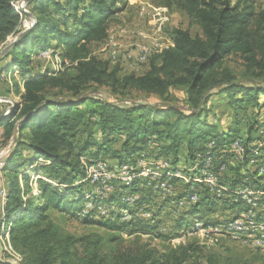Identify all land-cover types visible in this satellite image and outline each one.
<instances>
[{
	"label": "trees",
	"instance_id": "trees-1",
	"mask_svg": "<svg viewBox=\"0 0 264 264\" xmlns=\"http://www.w3.org/2000/svg\"><path fill=\"white\" fill-rule=\"evenodd\" d=\"M13 1L0 0V47L22 28V15L13 7ZM171 3L200 32L191 34L188 29L172 28V45L152 54L148 68L135 74L124 72L120 63L110 65L91 49V45L106 40L112 22L120 21L128 5L126 0L29 2L35 25L4 55L8 65L20 72L23 91L15 81L14 94L20 100L0 120L4 126L0 149L12 141V151L2 164L7 180L2 221L11 223L10 245L20 255L19 264H222L217 253H204L196 239L177 246L163 245L161 249L145 243L132 244L116 249L111 256L100 254L96 250L99 241L88 242L83 237L63 233L48 213L79 218L83 197L78 195L89 188V182L82 181L86 165L81 158L103 159L100 153H109L120 166L149 157L141 152L152 156L151 159L172 158L175 165L181 149L193 159L195 154L207 152L206 146L212 141L214 145L206 160L212 157L214 171L225 163L219 180L227 190L216 197L205 184L188 183L185 193L195 191L198 197L185 210L191 216L200 211L214 215L225 209L239 213L246 205L235 199L233 189L252 183L264 188V183L258 184L264 179V174L258 172L260 156L252 154L257 166L250 171L247 168L250 157L238 160L234 153L227 152L231 143L241 140L242 155H249L254 140L264 141V136H258V130L264 126L258 120L264 105L260 99L264 97V86L238 83L226 64L230 57H239L247 74L264 84V9H256L253 0H167L166 5ZM49 42L61 50V65L67 62L70 65L57 73H31L33 53L51 45ZM100 88L105 89V97L91 93ZM211 90L227 94V103L235 112L252 107L254 113L245 133L220 126L214 112L208 119V102L215 96ZM176 91L183 94L184 109L174 103L178 99ZM148 96L156 101H146ZM20 158L23 159L19 161ZM36 158L47 162L36 168L43 178L36 179L39 192L32 193L28 174L19 170L34 165ZM177 180L171 177L169 184ZM51 182L63 185L64 189L58 190ZM124 188L134 194L143 191L145 194L134 199V206L112 196L105 201L116 202L119 209L128 208L130 220H122L114 211L103 217L96 208L90 209L81 220L126 230L128 235L148 234L162 241L181 237L183 222L176 220V228L162 231L159 215L153 214L150 219L135 216L134 209L139 206L154 212L148 206L152 198L150 188L145 191L136 182ZM214 223L213 218L207 217L203 225L210 228ZM118 240L114 235L109 241ZM78 246L83 254L76 250ZM0 264L12 263L0 258Z\"/></svg>",
	"mask_w": 264,
	"mask_h": 264
},
{
	"label": "rangeland",
	"instance_id": "rangeland-1",
	"mask_svg": "<svg viewBox=\"0 0 264 264\" xmlns=\"http://www.w3.org/2000/svg\"><path fill=\"white\" fill-rule=\"evenodd\" d=\"M126 1L128 5L121 15L122 18L120 21L118 20L111 23L106 40L101 43L91 45L92 52L95 56L104 60H108L110 65L120 63L124 72H134L135 74L143 73L148 68V58L152 54L158 53L172 45L170 37V31L172 28L178 27L182 29H188L191 34L200 32L195 24H191L185 13L179 10L174 4L171 3L170 6L166 5L167 0ZM235 1L236 0H233V2ZM24 2L25 0L13 1V7L22 15V28L20 31L31 24L30 18L20 11L22 5L25 4ZM253 3L256 9H264V0H253ZM28 4H25L24 6L26 10H29ZM15 36L16 34L8 37L4 45L7 42L13 40ZM50 44L51 45H48L43 50L33 53L32 69L30 70L31 73H57L58 71H62L70 65L67 64V61L65 66L61 65V50L56 49V47L52 45L55 43L51 42ZM2 47L3 46H1L0 49ZM5 54L6 53L0 56V98H9L13 102H19L20 99L18 95L14 94V85L15 81L18 82L20 84V91H23L21 84V74L15 66L8 65L9 61L4 56ZM226 64L236 76L238 83L246 86H264V84L260 83L259 80L255 78V76H252L250 73L247 74L243 61L239 57H230ZM69 70L72 69L68 68V71ZM218 91L219 90L213 91L215 96L211 97L210 101L208 102V119L212 118L211 113L214 112L220 119V126L228 128L230 131H235L238 129L237 131L239 134L245 133L247 127L251 124L250 119L254 113V110L249 106L247 108L245 107L238 109L235 112L231 105L227 103V94L223 93L222 91ZM91 93H94L96 96H106V91L104 88H100L97 92L93 91ZM239 95L240 94L237 93V97ZM175 96L178 99L174 103L184 109L185 107L182 101L183 94L179 91H176ZM126 99L129 100V98ZM260 99L264 104V97L260 96ZM145 100L148 102L156 101L153 96H148V98H145ZM2 103L3 101H0V104ZM11 105V102H6L3 106L1 105L0 113ZM258 120L259 123L264 122V105L260 109ZM3 127V125H0V128ZM260 131L261 132H258V136H264V126L260 127ZM257 141H259V139L256 140V142ZM213 145V142L210 141L206 146L207 152L204 154L197 153L194 155L193 159L187 157L185 149H181L178 153L177 161L174 162L175 165L172 164V158L151 159L152 156L144 152L139 154H145L149 157H139V159L136 161V164H126L123 166L117 165L118 161L116 159L110 158L109 153H100V156L103 157V159H94L91 157L81 158L84 166L86 165V177L82 181H88L90 185L88 184L89 188L86 187L87 190L84 189L83 193L78 195L83 197L81 201L82 203L80 204L82 207L78 213L79 218L72 217L71 215H69V218H64L51 211L48 213L63 233L70 234L78 239L83 237L87 239L86 241L88 242L99 241V246H96V250L98 248L100 250V254L108 256H111V254L115 252L116 249L122 250L123 248H126L132 244L145 243L150 244L153 248L161 249L163 245L177 246L180 243H187V241L196 239L197 242L203 247L202 250L204 253H217L221 257L222 264H226L227 262H231L233 264H264V251L260 250V246H257V242L258 244L260 243V245L262 244V240L260 238L258 239V236L259 234H263V231L261 232L258 230H252V232L254 231L253 235L247 233L246 231L238 234V237H242V234H245L247 241L244 239L233 240L227 234L221 232L205 233L203 231V229L206 227L203 225V222L204 219H207V217L213 218L215 222L214 224H211L210 227H215L229 219L231 220L236 217L239 218L238 216L243 215L244 213L246 217L249 215L250 218L253 219V216L255 215L256 219L260 218V220L264 222V205L254 206L262 205V193L260 191L264 188H257V185L252 183L249 187L233 189V191L237 193L234 194L236 197L235 199L237 200L239 198L246 205V208L239 213H235L229 209L222 210V213H215L214 215L211 213L205 214L203 211H200L197 215H195L203 217L201 220L196 216L189 215L185 211L191 205L189 199L197 200L198 198L195 191L194 193H185L189 189V187L186 185L190 182L201 184L205 183L199 182L198 180H200L199 174H202L200 173L202 172L200 170H206L207 168L205 165L207 163L209 164L208 170L211 169V171H214V164H212L210 160H206V157L211 154L209 149H211ZM91 149L94 151L96 148ZM11 151L12 141H10L7 150L4 152V155L0 156V181H4L3 185L5 188L7 180L3 175L2 164ZM227 152H231L230 147L229 151ZM139 154L136 155V157L139 156ZM22 159L23 158H20L19 161ZM257 160L260 161V159ZM87 161L90 163L87 164ZM252 161H254V158ZM262 161H264V159ZM45 162H47L45 159L36 158L33 163L34 165H31L30 167L24 166L19 170V172L22 171L28 174V185L32 193L39 192L37 190L38 186L36 179L40 177L43 178V175L41 173L37 174L38 172L36 168H38L39 164ZM92 163L95 165L91 166ZM256 166L257 165H255V163L249 162L247 168L251 171V169ZM99 167L104 169L107 168V171L109 170L108 172L110 174H101L99 177H94V170H96L97 173H100ZM34 168L35 170L32 171ZM216 171H219L218 168ZM171 177L178 179L172 185L168 184ZM219 178L220 177L214 179V182L225 188L226 191V187L220 183ZM133 182H136L138 187L146 189L145 191H147V188H150V194L152 195V198L151 201H148V206L154 209L153 212L139 206L138 208L134 209L135 216L150 219L153 214H155V216L159 215L162 219V224L159 226V230L162 231H166L168 228H176V220L183 222L184 226H182L180 230L184 233L181 234V237L172 238L168 241H162L161 239L153 238L148 234L133 233L132 235H128L126 230L110 229L106 227L104 228L95 222L81 220L90 209L94 208H96L99 214L103 217L108 216L110 211H114L115 213L122 216V220H130L131 215L128 208L124 209L121 207L119 209L116 202H106L105 200L111 196L114 198L117 197L122 202H126L127 206H134V199H136L138 196H142L145 194V192L143 191L139 192V194H134L128 189L124 188ZM51 183L58 190L62 191L64 189L63 185L56 184L54 182ZM109 183L111 185L104 193H94L98 192L97 186L105 187ZM262 183H264V179L260 180L258 184L262 185ZM205 185L209 187L210 190H216V188H211L208 183ZM193 188L194 187L192 186L190 190ZM190 190L188 192H190ZM225 191H220L222 192L220 196ZM215 193L218 194V192H214V194ZM194 195H196V197ZM178 196L181 197L179 200L177 198L174 199ZM5 200L6 189L4 204ZM158 206H160L161 210H158ZM253 208L255 210H253ZM249 210H252L253 212H248ZM2 211L3 210L0 209V258L9 261L12 264H19L21 260L20 255L10 245L11 223H4V221H2L4 218V212L2 214ZM93 220H96V218ZM186 224H188V227L185 226ZM244 225L245 224H243L242 227L247 230ZM114 235H116L120 241L118 240V242L111 243L109 240ZM90 245L91 249L94 248L93 244ZM76 250L83 254L81 247H76Z\"/></svg>",
	"mask_w": 264,
	"mask_h": 264
},
{
	"label": "built area",
	"instance_id": "built-area-1",
	"mask_svg": "<svg viewBox=\"0 0 264 264\" xmlns=\"http://www.w3.org/2000/svg\"><path fill=\"white\" fill-rule=\"evenodd\" d=\"M258 132H261L260 129L258 130ZM4 134V127L3 128H0V138L2 137V135ZM9 143H10V140L0 149V156L1 155H4V152L5 150H7L8 146H9ZM242 148L243 145H242V142L241 140H239L238 142L236 143H231L230 145V149H231V152L234 153V158L238 159V160H242L246 157H250L249 158V162H255V161H252V154H260V162H259V165H258V172L260 174H264L263 173V166H264V161H262L264 158V154H263V150H264V141L263 142H256L255 140L252 142V146H251V149H250V152H249V155H242ZM210 162H212V157L209 159ZM92 165H95V164H91ZM100 169V173H97L96 170H94V177H99L101 174H110L108 171H107V168L104 169L102 167H99ZM226 169V166L224 168H222L221 170L219 171H212V177H220L219 175H221V172H223L224 170ZM202 171H211V169L209 170H202ZM207 179L209 178H205V183L204 184H207ZM168 183V182H167ZM4 184V181H0V209L3 210V207H4V198H5V186L3 185ZM169 184V183H168ZM111 184L109 183V185H106L105 187H98L97 186V191L98 192H94V193H104L108 187L110 186ZM171 185V184H170ZM212 192H220L218 190H211ZM262 193V205H254V206H263L264 205V189L260 191ZM196 200L194 199H189V202L192 203V202H195ZM2 214H3V211H2ZM236 225H239V224H245L244 223V215H241L239 216V222H233ZM254 228V230H261L263 231V237H264V226L262 227H252ZM215 231H224V229H214ZM226 234H228L226 232ZM239 239H245L246 240V236L244 234H242V237H238ZM247 241V240H246ZM249 243V242H247ZM257 246H260V243L258 244L257 242Z\"/></svg>",
	"mask_w": 264,
	"mask_h": 264
},
{
	"label": "bare ground",
	"instance_id": "bare-ground-1",
	"mask_svg": "<svg viewBox=\"0 0 264 264\" xmlns=\"http://www.w3.org/2000/svg\"><path fill=\"white\" fill-rule=\"evenodd\" d=\"M259 142H263V141H259ZM254 156H260L259 154H254ZM253 156V157H254ZM205 167L207 168L206 170H208V167H209V164L207 163L206 165H205ZM225 167V164H221L219 167H218V170H221L222 168H224ZM148 169V168H147ZM204 170V169H203ZM200 171H202V170H200ZM263 171H264V168H263ZM200 173H202V174H199L200 175V180H198L199 182H205V178H209V179H207V183L211 186V188H216V190H218V191H225V188H223L222 186H220L219 184H216L215 182H214V179H216L217 177H212V174H209V173H212V171L210 172V171H202V172H200ZM198 175V176H199ZM130 179V178H129ZM194 179V178H193ZM125 180V179H124ZM158 180V179H157ZM2 181V180H1ZM156 183V182H155ZM109 185V184H108ZM252 190H254V189H252ZM251 190V191H252ZM262 190V189H261ZM248 191H249V189H248ZM214 193V192H213ZM222 192H218V194L217 193H215L216 194V196L218 197V196H220V194H221ZM237 194V193H235L234 191L232 192V194ZM244 193V192H243ZM242 194V193H241ZM254 194V193H253ZM258 195V194H257ZM195 197H196V195H194ZM242 196V195H241ZM252 197V196H251ZM255 197V196H254ZM260 198V197H259ZM262 198V197H261ZM242 199H244V198H242ZM250 199V198H249ZM251 200H253V199H251ZM245 201H246V199H245ZM247 203V202H246ZM250 204V203H249ZM252 205V204H251ZM250 205V206H251ZM250 209V208H249ZM253 210H255L254 208H253ZM252 210H249L248 212H251ZM246 212V211H245ZM253 212V211H252ZM245 214V213H244ZM243 214V215H244ZM248 214V213H247ZM238 215V214H237ZM241 216V215H240ZM239 217V216H238ZM254 218H255V215L253 216ZM233 218V217H232ZM252 219V218H250V216L248 215L247 217L244 215V221H245V225H244V227H246L247 228V230H245L243 227H242V225L243 224H239V225H236L235 226V224L233 223V222H239V218H233V219H229L228 221H226L224 224H221V225H218L217 227H210V228H201V229H203V231L205 232V233H213V232H221V233H224V234H226V232L228 233L227 235L231 238V239H239L238 238V234L239 233H241V232H247V233H249V234H254V231L252 232V230H254V228H252V227H262V226H264V222L263 221H261L260 220V218L257 220L256 218L255 219ZM261 219H263V218H261ZM247 221V222H246ZM219 226H221V227H219ZM214 229H224V231H215ZM258 231H261V230H258ZM262 232V231H261ZM245 235V234H244ZM249 236V235H248ZM256 237V236H255ZM257 238V237H256ZM261 239L262 240V244L260 245V250H262V251H264V237H263V234H259V236H258V239ZM249 239V238H248ZM245 240V239H244Z\"/></svg>",
	"mask_w": 264,
	"mask_h": 264
},
{
	"label": "water",
	"instance_id": "water-1",
	"mask_svg": "<svg viewBox=\"0 0 264 264\" xmlns=\"http://www.w3.org/2000/svg\"><path fill=\"white\" fill-rule=\"evenodd\" d=\"M31 0H25V4H28ZM25 4L22 5L21 10L23 14H25L28 18L31 20V24L26 27L25 29H22L20 32L16 34V36L13 38V40L7 42L3 47L0 49V56L4 53H6L11 47L15 45L17 41H19L23 36H25L35 25V19L32 13L29 10H26L24 8ZM0 101H8L11 102L12 105L7 107L3 112L0 113V120H2L4 117H6L15 107L16 103L11 101L9 98H0Z\"/></svg>",
	"mask_w": 264,
	"mask_h": 264
},
{
	"label": "crops",
	"instance_id": "crops-1",
	"mask_svg": "<svg viewBox=\"0 0 264 264\" xmlns=\"http://www.w3.org/2000/svg\"><path fill=\"white\" fill-rule=\"evenodd\" d=\"M18 97H19V96H18ZM3 102L6 103V102H8V101H3ZM15 103H17V102H15ZM4 109H5V108H4ZM4 109H3V110H4Z\"/></svg>",
	"mask_w": 264,
	"mask_h": 264
}]
</instances>
